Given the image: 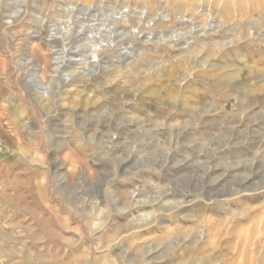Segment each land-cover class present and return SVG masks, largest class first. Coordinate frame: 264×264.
<instances>
[{
	"label": "rangeland",
	"instance_id": "rangeland-1",
	"mask_svg": "<svg viewBox=\"0 0 264 264\" xmlns=\"http://www.w3.org/2000/svg\"><path fill=\"white\" fill-rule=\"evenodd\" d=\"M0 264H264V0H0Z\"/></svg>",
	"mask_w": 264,
	"mask_h": 264
}]
</instances>
